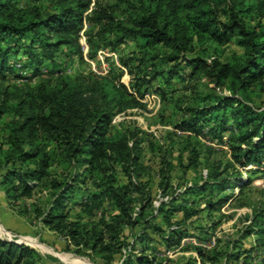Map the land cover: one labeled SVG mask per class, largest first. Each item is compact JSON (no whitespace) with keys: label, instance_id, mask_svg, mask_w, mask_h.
I'll list each match as a JSON object with an SVG mask.
<instances>
[{"label":"trees","instance_id":"16d2710c","mask_svg":"<svg viewBox=\"0 0 264 264\" xmlns=\"http://www.w3.org/2000/svg\"><path fill=\"white\" fill-rule=\"evenodd\" d=\"M91 2L0 0V79L5 80L7 73L31 79L45 68L50 71L34 85L0 90V166L4 168L0 188L9 203L46 192L44 205L33 203L19 213L32 215L62 236L67 250L73 247L90 259V254H97L105 264L116 255L121 264H169L171 259L160 254L189 234L184 223L201 211L195 207L196 200H204L210 215L230 200L227 190L237 187L241 194L249 184V176L245 181L240 178L241 170L251 166L249 174L264 175V109L251 103L254 92H264V0H95L90 10ZM85 23L90 58L99 47L114 49L129 38L137 41L141 55L120 58L130 77L129 87L121 82L122 73L113 70L105 76L73 78L61 73L62 60L84 58L79 39ZM228 41L242 48L228 61L217 54H207L208 60L187 56L197 46L216 50ZM160 44L170 52L161 56ZM19 54L24 61L17 68L9 60ZM160 62L164 67L158 66ZM187 67L190 77L203 74L229 95L214 90L194 94L181 120L173 125L194 133L200 144L199 137L223 143L229 158L222 170L216 165L210 170L209 180L185 187L182 196L160 202L152 214L147 182L131 179L132 174L140 177L144 169L142 138L137 136L143 132L118 128L112 119L127 109L143 107L140 99L150 82L158 77L167 82L176 77L183 80L180 72ZM7 115L11 118L4 122ZM189 152L185 169L199 165L196 147ZM159 163L164 178L172 165L160 157ZM229 169L232 178L226 176ZM162 184L166 193L169 182ZM75 206L80 212L72 214ZM263 211L256 213L243 235L254 231L264 248ZM175 213L182 217L172 220ZM138 225L141 229L128 240L124 227ZM193 249L197 259L188 257L180 264L217 261V255L205 247ZM240 251L227 259H237ZM41 260L34 248L0 238V264H40Z\"/></svg>","mask_w":264,"mask_h":264},{"label":"rangeland","instance_id":"374dc122","mask_svg":"<svg viewBox=\"0 0 264 264\" xmlns=\"http://www.w3.org/2000/svg\"><path fill=\"white\" fill-rule=\"evenodd\" d=\"M91 1L90 10L95 0ZM125 14L122 13L120 16ZM85 28L86 23L81 30L79 39L83 50V60L76 56H72L66 62L62 60V65L59 67H62L61 73L73 78L78 74L105 76L110 73V70H113L115 73H122L120 80L129 87L130 77L127 74V69L120 63V58L132 54L141 55L142 50L137 45V41L129 38L114 49H110L108 46L99 47L95 57L90 58L88 57L89 46L84 35ZM157 52L162 56L169 53L170 49L160 44ZM241 52L242 48L233 41H228L219 45L216 50H214V46L210 45L205 50L201 46H197L192 52L187 53V56L190 58L201 56L208 60L212 55L217 54L220 55L222 61H228L232 54ZM207 54H211V56H207ZM21 57L19 54L16 56V60L12 57L9 61L20 68L24 61V58ZM158 66L162 68L164 64L160 62ZM190 70L191 68L187 67L180 72L183 80L179 77L169 82L161 77L153 80L148 85V91L140 99L143 107L127 109L112 119V124L118 128H137L143 132L138 133L137 136L142 138L140 160L144 169L141 171L140 177L132 174L131 179L135 182H147L153 197V206L150 210L152 214H156L160 202H168L173 196H182L185 187L196 182L209 180L211 178L210 170L215 168V165L219 166V170H222L229 158V149L223 143L218 144L216 141L210 142L204 137H199L201 145L193 137L194 133L175 128L173 125V122L181 120L184 115L182 110L193 101L194 94L209 93L214 90L220 95H229V91L225 87L214 86L209 78L203 74L196 73L190 77ZM19 72L25 76L31 74L25 73L24 69H20ZM49 72V69L45 68L40 76L31 79L29 77L15 78L11 73H7L5 80L0 79V90L5 86L14 90L26 83L34 85L40 78H46L50 74ZM56 74L57 72L54 71L53 75ZM251 97L254 108L263 110L264 92H254ZM10 118V115L5 116L4 122ZM162 120L168 122L162 123ZM5 132V130L2 131V133ZM226 136L227 134L224 133V138ZM152 145H155L156 149L152 150ZM184 146H188V149H184ZM193 147L199 151V165L185 169L186 158L190 154L189 150ZM159 157L166 158L172 165L170 170L164 172V178L160 171ZM249 168L253 167L248 166L240 173V178L244 181L249 176V184L244 187L241 194L237 193V187L227 190L226 193L230 194L231 198L218 212L209 215L204 208V200H196L195 207L200 208L201 211L184 223L189 234L181 240L178 246L169 251H162L161 258L166 256L170 258L169 264H180L188 257L197 259L193 246L198 245L217 255V261L213 264H242L243 262L245 264H264V248L259 246V241H256L257 236L254 231L249 235H243L246 230L251 228L250 224H252L256 213L264 210V175L254 172L249 174L247 172L251 170ZM55 170L61 172L62 168L56 167ZM3 172V166H0V179ZM228 172H231V169L227 171L226 176L232 178V174H228ZM119 179L126 181V177L122 174H119ZM164 181H168L170 185L166 193H162V182ZM46 199V192H38L31 198H22L15 203L12 201L9 203L0 188V238L37 248L36 251L42 257L40 264H105L97 254H90L91 260L87 256L75 253L73 247L71 250H67L65 239L62 236L49 230L38 219H34L32 215L25 217L19 213L24 207L31 208L33 203L44 205ZM77 212H80V208L78 206L73 207L72 214ZM181 217V213H175L171 218L176 221ZM156 220L161 222V218ZM215 222L217 224L214 225ZM252 228L254 230L256 227ZM140 229L141 225L135 228L124 227V233L128 240H131L133 234ZM237 250L248 251L244 253L240 251L237 259L230 258L228 260V254L235 253ZM109 264H121L120 255H116ZM197 264L201 263L197 260Z\"/></svg>","mask_w":264,"mask_h":264},{"label":"crops","instance_id":"0c3cea01","mask_svg":"<svg viewBox=\"0 0 264 264\" xmlns=\"http://www.w3.org/2000/svg\"><path fill=\"white\" fill-rule=\"evenodd\" d=\"M1 220V219H0ZM4 225V224H3ZM39 242V241H38ZM40 243V242H39ZM42 244V243H41ZM44 245V244H43ZM44 246H46V245H44ZM47 247V246H46ZM34 248V247H33ZM35 250L37 249V248H34Z\"/></svg>","mask_w":264,"mask_h":264},{"label":"water","instance_id":"95a60500","mask_svg":"<svg viewBox=\"0 0 264 264\" xmlns=\"http://www.w3.org/2000/svg\"><path fill=\"white\" fill-rule=\"evenodd\" d=\"M16 242V241H15ZM16 243H18V242H16Z\"/></svg>","mask_w":264,"mask_h":264}]
</instances>
